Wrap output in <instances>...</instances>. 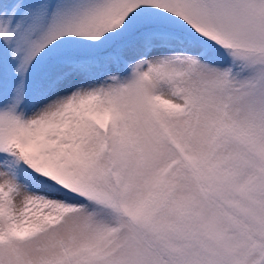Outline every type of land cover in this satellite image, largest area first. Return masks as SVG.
<instances>
[{
    "label": "snow or ice",
    "instance_id": "snow-or-ice-1",
    "mask_svg": "<svg viewBox=\"0 0 264 264\" xmlns=\"http://www.w3.org/2000/svg\"><path fill=\"white\" fill-rule=\"evenodd\" d=\"M0 264H264V0H0Z\"/></svg>",
    "mask_w": 264,
    "mask_h": 264
}]
</instances>
